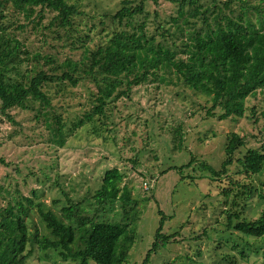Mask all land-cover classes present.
<instances>
[{"label":"rangeland","instance_id":"rangeland-1","mask_svg":"<svg viewBox=\"0 0 264 264\" xmlns=\"http://www.w3.org/2000/svg\"><path fill=\"white\" fill-rule=\"evenodd\" d=\"M66 1L75 4L80 11L73 25L76 31L70 38H66L63 30L56 29L53 33L43 29L42 34L39 28L34 30L31 25L22 32L18 28L24 22L22 16L11 8L5 12L2 19L7 27L4 36L10 32L23 43V49L41 55L39 60L22 55L21 74L33 67L51 72L56 63L60 64L67 58L79 59L83 49L77 45L78 35L87 34L86 46L93 49L113 31L125 28L112 18L123 0ZM224 1L229 6H224ZM199 3L202 10L208 7L206 15L210 22L219 13L216 7L214 10L211 8L213 3L234 19L244 10L247 13L243 16H248L252 22L264 17V0H199ZM144 9L148 11L147 29L150 32L156 26L154 18L170 32L174 31L171 16L176 14L175 4L165 0H147ZM49 18L46 15L41 24L47 25ZM202 19V15L190 19L195 25L187 26L186 30L191 32L193 28L204 27ZM178 35L175 34L172 40L158 34L155 37L177 44ZM45 55L54 63L44 60L42 57ZM44 89L49 91L50 108L61 115L65 129H68L73 121L90 109L96 86L91 78H84L75 86L52 82ZM176 90L178 94H175ZM203 98L187 89L180 91L172 84L147 80L132 88L130 98L116 101L106 123L109 131H93L92 125L86 123L69 132L63 146L48 139V129L42 117L35 120L34 116L40 109L38 104L14 107L5 113L0 111V158L4 161L0 163V208L8 200L14 201L15 197L23 195L60 215L61 208L70 198L92 214L96 208L92 195L99 187L104 171L116 166L124 171L122 183L131 188V196L138 200L142 212L123 264H142L162 216V232L173 237L165 246L152 252L146 264H264V236L249 237L245 242L237 231L227 227L224 212L235 210L231 206V197L226 200L222 194L231 186L229 179L249 184V178L238 173L237 164L230 166L227 176L216 180L201 176L197 166L198 161H204L219 168L224 158L225 142L232 131L245 138L244 149L261 145L264 92L247 99L244 116L226 120L207 116L205 109L199 106L204 104ZM251 107L254 113H251ZM149 120L155 121L156 132L162 129V134L152 139V132L148 129L152 125H148L145 132L151 136L141 140L145 134L142 129L146 128L142 122ZM176 125H180L184 133L181 149L171 146L170 136L165 133V129ZM140 146L146 148L139 150ZM191 155L194 156L191 166L183 167ZM131 157L137 158L136 164L128 161ZM251 185H254L255 192L241 195L240 204L236 206L245 219L256 218L264 207V165L253 175ZM33 190L35 196L31 194ZM239 190L243 191V188ZM99 214L118 219L120 205L114 202ZM26 221L30 231L36 227L41 234L49 235L35 206ZM228 258L235 259V263L229 262ZM28 263L76 264L70 259L63 260L56 250H43L37 245L31 247Z\"/></svg>","mask_w":264,"mask_h":264},{"label":"trees","instance_id":"trees-1","mask_svg":"<svg viewBox=\"0 0 264 264\" xmlns=\"http://www.w3.org/2000/svg\"><path fill=\"white\" fill-rule=\"evenodd\" d=\"M146 1L123 0L112 18L125 28L113 31L95 48L86 46L87 34L78 35L77 45L83 49L79 59L67 58L60 64L56 63L51 72L33 67L21 74L22 55L34 60H39L41 55L23 49V43L10 32L4 36L7 27L2 19L5 12L11 8L22 16L24 22L18 25L22 32L31 25L34 30L39 28L42 34L43 29L53 33L60 29L66 38H70L76 31L73 25L80 11L66 0H0V111L5 113L14 107L38 104L40 109L34 116L35 120L42 117L48 129V139L63 146L67 134L86 123L92 125L93 131H109L106 123L116 101L130 98L132 88L140 83L159 80L178 87L180 91L187 89L195 96L202 95L204 104L199 106L205 109L207 116H216L218 120L244 116L247 99L264 92V17L252 22L248 16H243L247 13L244 10L234 19L213 3L211 8L214 10L216 7L219 13L210 22L206 15L208 7L202 10L199 0H165L176 5V14L171 16L174 31L170 32L154 18L156 26L150 32L147 29L148 11L144 9ZM223 5L229 6V3L224 1ZM46 15L50 16L48 24H41ZM199 15L203 17L204 27L193 28L191 32L186 30L187 26L195 25L190 19ZM177 33V44L155 37L158 34L172 40ZM57 35L60 36L59 33ZM72 43L76 44L75 41ZM42 58L54 63L48 55ZM84 78H91L96 86L91 107L65 129L61 115L50 108L49 91L44 87L52 82L75 86ZM178 92L176 90L175 94ZM250 109L254 113L253 107ZM154 124L153 120L142 122L146 128L142 129L145 137L141 136V140L151 136L145 132L148 125H152L148 127L152 139L161 136L162 129L156 132ZM165 133L170 136L171 146L183 147L184 133L180 125L165 129ZM260 136L262 142L258 148L244 149L245 138L232 131L225 142L224 158L219 168L204 161L197 163L201 176L212 180L227 176L234 164L239 166L238 173L249 178V184L229 179L231 186L222 193L225 199L231 197V206L235 207V210L224 211L227 227L237 231L245 242L249 237L264 236V207L254 219L242 218L241 210L236 207L240 204L241 195L248 196L256 190L251 181L264 165V127L260 129ZM140 148L144 150L146 147ZM193 158L191 155L183 167L191 166ZM128 161L136 164L137 158L131 157ZM0 163H4L2 158ZM124 177V171L116 166L104 171L99 187L92 195L96 205L92 214L70 198L61 208L60 215L44 208L40 202L35 203L29 196L20 195L14 201L8 200L0 208V264H29L34 245L43 250H56L63 260L70 259L76 264H123L142 213L138 200L131 196V188L122 183ZM240 187L243 191L239 190ZM31 194L36 195L34 190ZM114 202L121 208L118 219L99 214ZM34 206L49 235L41 234L36 227L30 231L26 218ZM163 224L162 216L142 264L148 262L152 252L171 241L173 235L162 232ZM228 259L235 263V259Z\"/></svg>","mask_w":264,"mask_h":264},{"label":"built area","instance_id":"built-area-1","mask_svg":"<svg viewBox=\"0 0 264 264\" xmlns=\"http://www.w3.org/2000/svg\"><path fill=\"white\" fill-rule=\"evenodd\" d=\"M145 189H147V188L145 187Z\"/></svg>","mask_w":264,"mask_h":264}]
</instances>
